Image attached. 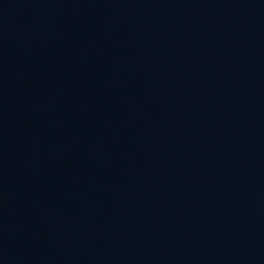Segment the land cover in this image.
Instances as JSON below:
<instances>
[{
  "label": "water",
  "instance_id": "1",
  "mask_svg": "<svg viewBox=\"0 0 264 264\" xmlns=\"http://www.w3.org/2000/svg\"><path fill=\"white\" fill-rule=\"evenodd\" d=\"M0 264H264V0H0Z\"/></svg>",
  "mask_w": 264,
  "mask_h": 264
}]
</instances>
